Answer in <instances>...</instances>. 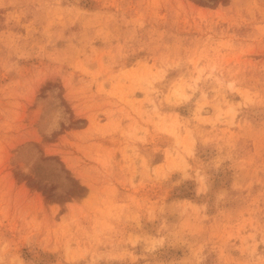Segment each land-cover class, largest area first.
<instances>
[{"label": "rangeland", "instance_id": "374dc122", "mask_svg": "<svg viewBox=\"0 0 264 264\" xmlns=\"http://www.w3.org/2000/svg\"><path fill=\"white\" fill-rule=\"evenodd\" d=\"M0 264H264V0H0Z\"/></svg>", "mask_w": 264, "mask_h": 264}]
</instances>
